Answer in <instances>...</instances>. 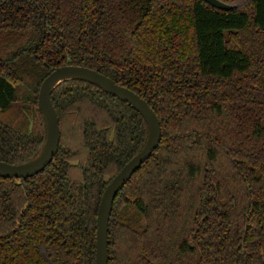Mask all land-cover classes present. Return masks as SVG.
I'll list each match as a JSON object with an SVG mask.
<instances>
[{
	"label": "trees",
	"instance_id": "1",
	"mask_svg": "<svg viewBox=\"0 0 264 264\" xmlns=\"http://www.w3.org/2000/svg\"><path fill=\"white\" fill-rule=\"evenodd\" d=\"M220 1L234 7L0 0V160L42 149L37 94L57 66L107 75L159 119L157 147L113 199L107 264H264V0ZM50 97L52 160L0 175V264H94L102 192L147 139L139 112L88 81Z\"/></svg>",
	"mask_w": 264,
	"mask_h": 264
},
{
	"label": "water",
	"instance_id": "2",
	"mask_svg": "<svg viewBox=\"0 0 264 264\" xmlns=\"http://www.w3.org/2000/svg\"><path fill=\"white\" fill-rule=\"evenodd\" d=\"M202 1L221 10H230L234 7L232 4L220 0ZM69 78L88 81L98 86L105 93L126 102L145 119L148 128L145 144L107 183L98 204L94 264H107V230L113 199L134 171L150 156L161 138L159 119L142 97L129 88L116 83L107 75L87 66L65 64L55 67L42 80L37 94V105L46 126V138L42 149L35 158L26 163L11 164L0 160V175L9 178H28L43 170L52 160L59 146L60 131L57 113L50 95L52 89L60 81Z\"/></svg>",
	"mask_w": 264,
	"mask_h": 264
},
{
	"label": "rangeland",
	"instance_id": "3",
	"mask_svg": "<svg viewBox=\"0 0 264 264\" xmlns=\"http://www.w3.org/2000/svg\"><path fill=\"white\" fill-rule=\"evenodd\" d=\"M25 104H27L28 106H30L31 111H32V115H33L32 119H34V123L37 124V122H36V116L37 115H36L35 106L33 104H30V103H24L21 100H18V102L16 103L17 106L25 105ZM35 127H36V125H35Z\"/></svg>",
	"mask_w": 264,
	"mask_h": 264
}]
</instances>
